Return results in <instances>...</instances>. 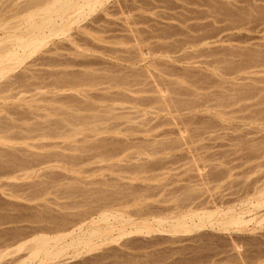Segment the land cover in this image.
I'll use <instances>...</instances> for the list:
<instances>
[{
    "label": "rangeland",
    "instance_id": "1",
    "mask_svg": "<svg viewBox=\"0 0 264 264\" xmlns=\"http://www.w3.org/2000/svg\"><path fill=\"white\" fill-rule=\"evenodd\" d=\"M28 1L0 0L1 25ZM263 15L264 0H105L11 66L0 77V264L25 257L30 245L17 247L33 235L87 229L104 213L140 222L246 203L258 220L235 230L115 229L90 251L69 248L43 264H264ZM21 74L49 83L8 88ZM68 76L85 79L52 86ZM68 112L80 131L65 138L69 127L54 121Z\"/></svg>",
    "mask_w": 264,
    "mask_h": 264
},
{
    "label": "bare ground",
    "instance_id": "2",
    "mask_svg": "<svg viewBox=\"0 0 264 264\" xmlns=\"http://www.w3.org/2000/svg\"><path fill=\"white\" fill-rule=\"evenodd\" d=\"M105 0H29L26 4V11H24L25 13L21 15V17L19 19H17V21L13 23V25H7L10 27H6V23H4L3 25H1L2 23H0V31L1 28L3 29V27H6V30L12 29L11 32H8L7 34L5 33V35L3 34V36L1 37L0 35V77L2 78L4 75H6L9 71H11V66H13L15 63L18 62V64H20L19 62H22L23 60H25L26 58H28L30 55H32L33 53H35L41 46H43L46 42V38L51 37V36H56L58 34H65L68 32L69 27L72 24H76L79 21V18L83 17L85 18V16L89 15L90 13L94 12V10L101 6V4H103ZM218 1V0H217ZM224 1V0H223ZM259 1V0H258ZM263 1V0H262ZM22 6H23V2H21ZM14 5V4H13ZM207 5V3H206ZM19 6V5H18ZM216 6V4H215ZM229 6V5H228ZM24 7V6H23ZM226 7V6H225ZM20 8V7H17ZM215 8V7H214ZM261 8V7H260ZM241 9V8H240ZM247 9V8H246ZM21 9H19V12L17 10L18 13H20ZM244 10V9H243ZM12 11V10H11ZM246 11V10H245ZM213 12V11H212ZM220 12V11H219ZM236 12V11H235ZM260 12V11H259ZM16 15H19V14ZM217 14L219 15V13L217 12ZM14 15V14H13ZM245 15V14H244ZM1 16V14H0ZM229 16V15H228ZM264 16V15H263ZM4 17V16H3ZM2 17V18H3ZM6 19V18H5ZM235 19V18H234ZM0 20L1 19L0 17ZM228 20V19H227ZM94 23V21H93ZM11 24V23H10ZM3 26V27H1ZM76 27V26H75ZM77 28V27H76ZM79 28V27H78ZM87 28V27H86ZM91 30V29H90ZM70 35V34H69ZM99 40V39H98ZM80 45V44H79ZM58 52V51H57ZM74 52V50L72 51ZM141 52V51H139ZM73 54V53H72ZM143 54V53H142ZM84 55V54H83ZM143 56V55H141ZM128 57V56H127ZM220 58V57H219ZM45 59V58H44ZM40 60V59H39ZM123 60V59H122ZM220 60V59H219ZM216 61V60H215ZM77 62V61H76ZM126 62V60L124 61ZM43 63V62H42ZM41 63V64H42ZM47 63V62H46ZM84 63V62H83ZM129 63V62H128ZM215 63V62H214ZM217 63V62H216ZM26 64V63H25ZM29 64V63H28ZM45 64V63H44ZM70 64V63H69ZM219 64V63H217ZM16 65V64H15ZM35 65V64H34ZM56 65V64H55ZM60 65V64H59ZM63 65V64H62ZM79 65V64H78ZM82 66V65H81ZM220 66V65H219ZM218 66V67H219ZM220 68V67H219ZM221 69V68H220ZM64 70V69H63ZM62 72V71H61ZM220 72V71H219ZM35 73V72H34ZM41 73V72H40ZM56 73V72H55ZM23 74V73H22ZM21 74V75H22ZM32 74V72H31ZM112 74V73H111ZM221 74V73H220ZM26 75V74H25ZM42 75V74H41ZM49 75V74H48ZM69 75V74H67ZM93 75V74H92ZM34 76V75H33ZM55 76V75H54ZM63 76V75H62ZM66 76V75H65ZM76 76V75H75ZM78 76V75H77ZM76 76V77H77ZM81 76V74L79 75ZM83 76V75H82ZM81 76V77H82ZM20 77H23L22 80H20L18 78L17 81L11 83L7 86L9 87H24L25 88H29L30 86H28V84L30 85H34V83H32L31 81L29 82L28 79L31 78V76L27 77L22 75ZM36 77H38L36 75ZM52 77V76H51ZM64 77V76H63ZM62 77V78H63ZM67 77V76H66ZM69 77V76H68ZM73 77V76H72ZM72 77L67 78V80L65 79V81H60L58 80L56 77V81H53L52 78V82L55 83H61L60 86L62 87H67L68 90L69 89H75L78 86H81V82H84L82 80H84L86 78V76L84 75L85 78H79L80 80H75ZM112 77V76H111ZM35 78V77H33ZM65 78V77H64ZM88 78V77H87ZM17 79V78H16ZM89 79V78H88ZM110 78H108L109 80ZM113 79V78H111ZM115 79V78H114ZM111 80L109 81V84L112 86H117L120 83H118L116 80ZM183 79V78H182ZM194 79V78H193ZM41 80V79H40ZM91 80V79H89ZM88 80V81H89ZM118 81H120L117 78ZM128 80V79H127ZM197 80H200L197 78ZM48 81V80H46ZM87 81V80H85ZM88 81H87V86H88ZM195 81V80H193ZM203 81V80H202ZM4 82V81H3ZM2 82V83H3ZM25 82L27 84H25ZM29 82V83H28ZM37 82V81H36ZM92 82V80H91ZM94 82V81H93ZM92 82V83H93ZM104 82V81H103ZM108 83V81H106ZM121 82V81H120ZM200 82V81H198ZM9 83V82H8ZM38 83V82H37ZM37 83L35 85H37ZM49 83V82H48ZM48 83H44V82H40L39 87H44L46 85H48ZM55 83L52 84V86H57L54 85ZM97 83V82H96ZM123 83V81L121 82V84ZM190 83V82H189ZM193 83V82H192ZM1 84V83H0ZM17 84V85H16ZM126 84V83H125ZM82 85L84 86V83H82ZM85 85V86H86ZM132 86V85H131ZM129 86V87H131ZM196 86V85H195ZM194 86V87H195ZM4 87V86H3ZM33 87V86H31ZM37 87V88H39ZM5 88V87H4ZM36 88V87H35ZM36 88V89H37ZM53 88V87H52ZM3 91V88H0ZM14 89V88H13ZM157 89V88H156ZM6 91V89H4ZM26 90V89H25ZM141 90V89H139ZM30 91V90H29ZM46 91V90H45ZM129 91V90H128ZM135 91V90H134ZM153 91V90H152ZM4 92V91H3ZM79 93V92H78ZM113 93V92H112ZM158 93V92H157ZM41 94V93H40ZM43 94V93H42ZM116 94H118L116 92ZM121 94V93H120ZM14 95V94H13ZM46 94H44L45 96ZM75 95V94H74ZM87 95V94H86ZM7 96V95H6ZM31 96V95H30ZM29 96V97H30ZM35 96V95H34ZM88 96V95H87ZM111 96V95H110ZM161 96V95H160ZM8 97V96H7ZM6 97V98H7ZM38 97V96H37ZM75 97V96H74ZM89 97V96H88ZM118 97V96H117ZM116 97V98H117ZM124 97V96H123ZM126 98V97H125ZM38 99V98H37ZM75 98H73L74 100ZM100 99V98H99ZM114 101L118 100V101H124L125 100H119L118 98L115 100V98H113ZM124 99V98H123ZM128 99V98H126ZM131 99V98H130ZM36 100V99H35ZM43 100V99H42ZM68 100V99H67ZM71 99L68 100V103ZM72 100V102L74 103V101ZM84 100V99H83ZM102 100V99H101ZM109 100V99H108ZM162 100V99H161ZM164 100V99H163ZM44 101V100H43ZM48 101V100H47ZM54 101V100H53ZM59 101V100H58ZM86 101V100H85ZM84 101V102H85ZM105 101V100H104ZM110 101V100H109ZM154 102L156 100H153ZM63 102V101H60ZM71 102V101H70ZM135 102V101H134ZM137 102V101H136ZM158 102V100H157ZM59 103V102H58ZM88 103V102H85ZM126 103V102H125ZM130 103V102H129ZM166 103V102H164ZM29 104V103H28ZM75 104V103H74ZM72 104L73 106H76ZM132 104V103H131ZM130 104V105H131ZM140 104V103H139ZM162 104V103H161ZM35 105V104H34ZM37 105V104H36ZM45 105V104H44ZM84 105V104H83ZM87 106L89 104H86ZM92 105V104H91ZM135 105V104H134ZM137 105V104H136ZM18 106V105H17ZM43 106V105H42ZM59 106V105H58ZM107 107V109L109 108V106L111 105H105ZM174 106V105H173ZM31 107V106H30ZM78 107V106H77ZM105 107V108H106ZM113 107V106H112ZM162 107V105H161ZM57 109H59L56 106ZM74 108V107H73ZM72 108V109H73ZM76 108V107H75ZM111 108V107H110ZM51 109V107L49 106V110ZM55 109V108H54ZM53 110L54 112L57 111ZM71 109V110H72ZM86 109V107H85ZM96 110V108H94ZM114 110V107L111 108ZM123 109V107H122ZM161 109V108H160ZM176 109V108H175ZM179 109V108H177ZM13 110V109H12ZM23 110V109H22ZM88 110V107H87ZM92 109H89V111ZM100 110V109H99ZM117 110V109H116ZM42 111V110H41ZM106 111V110H105ZM108 111V110H107ZM111 111V110H109ZM26 112H29V110H26ZM30 112H33L30 110ZM58 112V111H57ZM56 112V114H57ZM112 112V111H111ZM179 112V111H178ZM40 113V112H39ZM38 113V114H39ZM51 113V112H50ZM59 113H60V109H59ZM116 113V112H115ZM123 113V112H122ZM169 113V112H168ZM12 114V113H11ZM10 114V115H11ZM31 114V113H30ZM41 114V113H40ZM61 114H63L61 112ZM77 114V113H76ZM80 115V113H78ZM97 114V113H96ZM103 114V113H102ZM111 114V113H110ZM33 115V114H32ZM113 115V112L112 114ZM115 115L118 114H114V116H112L113 118L115 117ZM120 115V113H119ZM124 115V114H123ZM81 116V115H80ZM126 116L128 117V115L126 114ZM42 117V116H41ZM45 117V116H44ZM84 117V116H83ZM90 117V116H89ZM92 117V116H91ZM95 117V114L94 116ZM123 117V116H122ZM125 117V116H124ZM126 117V118H127ZM131 117V116H130ZM21 118V117H20ZM25 118V117H24ZM50 118V117H49ZM55 118V117H53ZM58 118V117H56ZM79 118V117H77ZM97 118V117H96ZM136 118V117H135ZM52 119V118H51ZM83 118H81L82 120ZM95 119V118H94ZM129 119V117L127 118ZM20 120V119H19ZM46 120V119H45ZM56 121H58L61 128H67L68 130H64L63 131H67L66 133L68 134H63V137L67 138L70 135H74L77 132H79L80 130H78L79 128H77L75 120H77L75 118L74 114H71V112H68L67 114H64L62 117H59L58 119H55ZM81 120L78 119V123H83V125L87 122L83 121L80 122ZM86 120V119H84ZM9 121V120H8ZM23 121H26V119ZM47 121V120H46ZM92 122L96 121L93 119L91 120ZM53 122V121H52ZM8 123V122H7ZM4 124V125H7ZM47 123V122H46ZM51 123V122H50ZM49 123V124H50ZM52 124V123H51ZM93 124V123H92ZM1 125V124H0ZM13 125V124H12ZM86 125V124H85ZM89 125V124H88ZM17 126V125H16ZM48 126V125H47ZM80 126H82L80 124ZM1 127V126H0ZM7 127V126H6ZM6 127H3L5 129H7ZM9 127V125H8ZM28 127H30L28 125ZM52 127V126H51ZM2 128V129H3ZM27 128V127H26ZM39 128V127H38ZM132 128V127H131ZM150 128V127H149ZM33 129V128H32ZM36 129V128H35ZM53 129V128H52ZM86 129V128H85ZM88 129V128H87ZM100 129V128H99ZM108 129V128H107ZM138 129V127H137ZM25 130V129H23ZM29 130V129H28ZM39 130V129H38ZM41 130V129H40ZM56 130V129H54ZM83 130V129H82ZM101 130V129H100ZM106 130V129H105ZM128 130V129H127ZM33 131V130H32ZM52 131V130H51ZM58 131V129H57ZM110 131V130H109ZM140 131V130H139ZM3 132V131H2ZM50 133V131H48ZM56 132V131H55ZM40 133V132H39ZM53 132H51L52 135ZM63 133V132H62ZM61 132L59 133H55L57 134H61ZM39 135V134H38ZM41 137L43 136L42 132L40 133ZM55 135V136H56ZM59 135V136H61ZM58 136V135H57ZM128 136V135H127ZM4 138V137H3ZM5 139V138H4ZM6 140V139H5ZM9 140V139H8ZM43 146V145H42ZM101 154V153H100ZM105 154V153H104ZM95 155V154H94ZM96 156V155H95ZM55 157V155H54ZM60 157V156H59ZM101 157V156H100ZM103 157V156H102ZM16 158V157H15ZM34 159V158H33ZM45 159V158H42ZM56 159V158H55ZM3 160V159H2ZM9 160V159H8ZM11 160V159H10ZM9 160V161H10ZM108 160V159H107ZM12 161V160H11ZM26 161V160H25ZM41 161V160H40ZM5 163V162H4ZM7 165V164H6ZM14 167V166H13ZM28 167V166H27ZM20 169V168H19ZM9 173V172H8ZM30 174V173H27ZM10 175V174H9ZM21 175V174H20ZM22 176V175H21ZM27 176V175H26ZM257 188V187H256ZM260 192V191H259ZM263 193V192H262ZM248 194V193H247ZM251 194V192H250ZM261 194V192H260ZM258 195V194H257ZM190 197V196H189ZM250 197V196H249ZM254 197V196H253ZM195 198V197H194ZM244 198V197H243ZM250 199V198H249ZM220 201V200H219ZM243 201V200H242ZM250 201V200H249ZM253 201V200H252ZM202 202V201H201ZM213 202V201H212ZM215 202V201H214ZM192 203V202H191ZM203 203V202H202ZM201 203V204H202ZM216 203V202H215ZM223 203V202H222ZM221 205H225L226 204H222ZM176 204V203H175ZM214 204V203H213ZM220 204V203H219ZM232 204V203H231ZM249 204V203H248ZM230 205V204H229ZM237 205V204H236ZM200 206V205H199ZM240 206V205H239ZM242 206V205H241ZM247 206V203H246ZM246 206L243 208L238 209V211H231L229 210V206L228 208H223V207H215L213 206L214 210H210V211H188L185 213H182L178 216H165V217H157L155 218V216L151 219H140V222H135L134 220L127 217H124L123 215H113V214H101L99 217H97V219H94L92 221H90L89 223V227L87 229H82L83 227H78L77 229H73V230H68V232L66 233H55L52 235L50 234H36L33 235L32 237H30L28 240H26L23 244L19 245L17 247V249L21 248V246H23L24 244L30 245V247L28 248V253L26 254L25 257L21 258L20 260H16V262L14 264H43L45 263V261L47 260H52L55 259L57 257H59L60 255H62L67 249H73V250H78L79 248H85L88 251H90L93 248V239H99L100 242L105 241L106 239H109L108 235L109 233H112L113 230L117 229L118 230V237L124 236V235H128L131 232H151V225L155 224L153 227L155 229V231L158 232H167L169 234H184V233H191L193 231H197L200 229H204V228H210V229H214V230H218V231H229L230 229H234L235 227H240L243 226L244 224H247L248 222H254L253 220H258L257 217L254 216H248V213L250 212V210H248L246 208ZM257 206H261L260 204H257ZM183 207V206H182ZM187 207V206H186ZM220 209H219V208ZM249 207V206H248ZM102 208V207H101ZM191 208V207H190ZM218 208V209H217ZM256 208V207H255ZM181 209V208H180ZM185 209V208H183ZM182 209V210H183ZM193 209V208H191ZM190 209V210H191ZM204 209V208H202ZM211 209V207L209 208ZM226 209V210H225ZM232 209V208H231ZM179 210V209H178ZM233 210V209H232ZM98 211V209H97ZM186 211V210H185ZM96 212V211H95ZM180 212V211H179ZM153 213V212H151ZM173 213V212H172ZM93 214V213H92ZM144 213H142L143 216ZM161 214V212H160ZM91 215V214H90ZM131 215V214H129ZM155 215V214H154ZM245 215H247V218L245 217ZM93 216V215H92ZM149 216V215H148ZM257 216V215H256ZM89 217V216H88ZM139 217V216H138ZM147 217V216H146ZM260 219L259 220H263L264 219V213L261 214L260 216H258ZM94 218V217H93ZM116 220V223H110L109 221L112 219ZM138 220V219H137ZM98 221H103V222H109L107 223L108 225H105V227L101 228V227H94L95 224ZM79 222V221H78ZM258 222V221H257ZM76 224V223H75ZM256 224V223H255ZM73 226V225H72ZM83 226V225H82ZM86 226V224H85ZM85 228V227H84ZM65 230V229H64ZM63 230V231H64ZM116 230V231H117ZM150 230V231H148ZM235 230V229H234ZM67 231V230H66ZM114 231V232H116ZM154 231V230H153ZM242 231V230H241ZM198 232V231H197ZM243 232V231H242ZM203 233V232H202ZM237 233V232H236ZM116 234V233H115ZM142 234V233H141ZM162 234V233H161ZM164 234V233H163ZM167 234V235H169ZM232 234V233H231ZM132 235V234H131ZM221 235V234H220ZM229 235V234H228ZM117 236V235H116ZM174 236V235H173ZM230 236V235H229ZM115 237V236H114ZM129 237V236H128ZM134 237V236H133ZM169 238V236H168ZM180 238V237H179ZM182 238V236H181ZM157 239V238H156ZM183 239V238H182ZM186 239V238H184ZM114 240V238H113ZM116 240V239H115ZM183 241V240H182ZM185 241V240H184ZM106 242V241H105ZM98 243V242H97ZM123 243V241H122ZM86 251V252H88ZM78 253V252H77ZM192 261V260H191ZM226 261V260H225ZM187 262V261H186ZM229 262V261H228ZM185 263V262H184ZM202 264H204V262H201ZM245 263V262H243ZM237 264V263H236Z\"/></svg>",
    "mask_w": 264,
    "mask_h": 264
}]
</instances>
